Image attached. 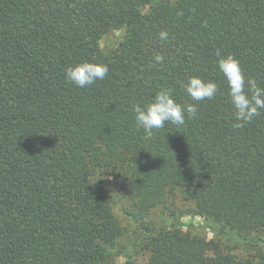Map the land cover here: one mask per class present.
<instances>
[{
    "label": "trees",
    "instance_id": "obj_1",
    "mask_svg": "<svg viewBox=\"0 0 264 264\" xmlns=\"http://www.w3.org/2000/svg\"><path fill=\"white\" fill-rule=\"evenodd\" d=\"M115 30L107 53L100 42ZM218 49L264 86V0H0V264H99L123 231L103 168L136 221L182 190L194 213L258 234L257 257L240 259L179 227H146L145 264H264V111L233 127ZM84 60L110 71L79 88L64 69ZM192 76L220 93L144 139L134 104L164 87L191 102L181 84Z\"/></svg>",
    "mask_w": 264,
    "mask_h": 264
},
{
    "label": "clouds",
    "instance_id": "obj_2",
    "mask_svg": "<svg viewBox=\"0 0 264 264\" xmlns=\"http://www.w3.org/2000/svg\"><path fill=\"white\" fill-rule=\"evenodd\" d=\"M207 27V23L204 24ZM161 40L168 39V32L159 33ZM217 64L228 88V97L233 107V127L240 129L250 123L264 111V86H261L255 78L247 77L241 61L231 53L223 54L216 51ZM162 54H156L154 61L163 63ZM110 69L106 63L84 60L72 64L64 69V75L68 82L76 87L91 86L98 80H103ZM191 102L181 103L174 96V90L170 87L161 88L147 104L135 103V125L137 130L143 129L144 139H151L154 130L162 129L166 124L183 126L186 120L198 118V105L203 100L213 99L220 88L213 80H205L203 77L192 76L187 82H182ZM222 94V93H221Z\"/></svg>",
    "mask_w": 264,
    "mask_h": 264
},
{
    "label": "rangeland",
    "instance_id": "obj_3",
    "mask_svg": "<svg viewBox=\"0 0 264 264\" xmlns=\"http://www.w3.org/2000/svg\"><path fill=\"white\" fill-rule=\"evenodd\" d=\"M148 10L149 6L140 8L134 19ZM122 34L119 30L106 34L100 42L102 49L107 53L112 51ZM96 178L102 180L107 189L117 195L118 200L114 203L113 210L123 227L122 234L108 246L109 253L99 264H145L150 257V251L145 249L143 241L146 227L151 231L179 227L193 236L217 241L225 253H233L240 259H255L258 255V234L255 233L256 236H252V239H245L236 230L222 227L210 213H194L192 199L182 190L175 191L165 206L154 208L148 217L136 221L129 214L131 200L119 189L110 169L98 170Z\"/></svg>",
    "mask_w": 264,
    "mask_h": 264
}]
</instances>
